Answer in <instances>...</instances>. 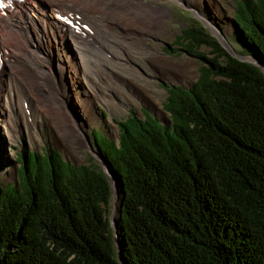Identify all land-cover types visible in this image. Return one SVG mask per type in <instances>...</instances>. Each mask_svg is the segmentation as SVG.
<instances>
[{"label":"trees","instance_id":"1","mask_svg":"<svg viewBox=\"0 0 264 264\" xmlns=\"http://www.w3.org/2000/svg\"><path fill=\"white\" fill-rule=\"evenodd\" d=\"M235 6L241 46L264 65V0ZM176 42L200 67L190 87L165 86L170 125L144 111L117 122L118 142L92 131L120 185L123 261L264 264V72L202 27ZM61 155L16 154L17 181L0 185V264H121L106 173Z\"/></svg>","mask_w":264,"mask_h":264},{"label":"rangeland","instance_id":"2","mask_svg":"<svg viewBox=\"0 0 264 264\" xmlns=\"http://www.w3.org/2000/svg\"><path fill=\"white\" fill-rule=\"evenodd\" d=\"M137 1L143 4L148 3L154 7L159 5L169 11L168 17L164 19V25L160 27L161 30L158 32L151 30L144 31L142 29L143 26L137 23L125 21L123 18L116 17L114 20V18L112 19L111 17L98 15V10L95 11L97 14L95 12H90V15H87L86 17L78 11L74 12V10H71L68 12L80 14V17H76V20L80 21L82 27L84 24L88 23V21L89 23L91 22L90 26L92 28V34L88 27L81 28L80 32L78 33L74 31L71 32L74 34L73 39L71 35L68 36L66 33V28L64 29L62 26H52V28H55L53 29L57 34L51 33L52 31L50 30V34L48 33L42 35L43 39L49 37L48 39H50L51 42H55L57 40L63 42L66 41L67 45L71 44V46H74L75 42H83L82 46H94L96 51L101 52V54L98 56L99 59L98 57L95 58L94 56H90L91 62L93 64L91 66L86 65L87 70L85 69L90 77H84L83 79L86 82L82 84L84 80L81 79V83L78 84L83 90L91 92L93 102L97 104V112L99 113L100 119L96 123H87L84 126V132H86L90 139V142L85 144L86 146L78 150L72 149L73 151L65 150L63 149L62 145L54 142L53 129L47 120L42 116L40 109L38 110V108H36L35 101L33 100L35 97L32 95V93L29 94L26 91V88L23 94H21V91H18L16 93L17 96H15L17 106L16 109H13L15 114H10V119L8 120L9 122L10 120L15 121L16 125H12L15 127L10 126V122L9 124L4 125L3 129L1 128L2 126L0 127V141L5 142L4 146H6V152H0L2 153L0 155V185L17 181V175H15V171L16 168L19 167V163L16 161V154L20 153L25 146L28 149L34 150L36 152H41L43 148H53L62 154L61 156L64 160L73 164H77V166L82 164L88 165L91 163L94 166L102 169V162L99 160V157L96 154L98 149L94 144L95 140L92 136L93 130H98L102 134L106 135L109 139L118 142L119 130L117 122L120 119L123 120L132 114L142 119L145 114L144 111L151 113V116L156 118L160 123L165 125L168 124L171 120L168 116L169 114L163 109L162 106L163 101L167 98L165 86L179 85L184 88L190 87L194 81L197 80L200 67V61L197 59V57L189 55L183 51L181 45L179 44L180 42H176L177 44L174 43L176 37L181 34L182 29L193 26H197V28L202 27L206 32L210 33L213 38L217 39V41L218 32L215 33L214 31L219 29L220 34L224 36L226 41L236 53L252 59L255 62V65L260 67L262 72H264V66H261L258 62V55L253 51L246 52L241 46V42L236 35L237 28L233 23V15L236 9L235 3L238 0H216V2L218 1L217 4L219 3L218 5H220L221 9L224 11L222 17L227 20H232V29L230 31L227 30L229 27L226 28L224 26L225 22L223 20L225 19L213 16L212 12L206 8H199L200 6L197 7L200 10L208 11L210 13L212 16H210V18H213L212 20L217 23L212 24L213 22H211L210 19L202 16V12L198 11V9L194 10L191 6H189L186 0ZM211 24L215 28H213ZM93 25L96 27V29ZM61 30H64V32H61L64 34L60 33ZM84 31H86L90 36H87ZM52 34H55L56 37H54ZM93 36L95 37L93 38ZM80 37L81 39H79ZM27 38H29L28 35L25 40H29ZM29 45L30 46L26 47V49H22L25 51V54H27V57L22 55H18L20 56L18 57L16 55L17 57L12 59V62H23L25 66H38L43 70H47L49 68L52 69V66L56 68V65L51 64L48 60H46L44 53L41 51H38V53H36L37 51L35 52V49H39L37 44H35V41L29 42ZM158 49H160L163 54L167 55V57L171 59L181 61L183 60L182 62L187 64V69H189V71L196 68L197 72L195 76L193 77L191 74L187 75V73H185L190 77L176 82H170L167 81V79L161 78V76L156 74L151 67L152 62L150 59L153 54L158 53ZM72 51L75 53L74 49H72ZM201 51L206 50L204 47H202ZM16 52L18 51L16 50ZM91 52L92 51L90 49H84V53L88 59V54ZM28 54H34L32 57L34 56L37 62L35 60H31ZM90 68L92 69L89 70ZM92 73H94V75L97 74L99 79H94V75ZM112 73L120 75L123 81H117ZM7 76L8 75L6 73L4 77L8 78ZM14 80H18V83L22 85L21 80L18 79V77H14ZM131 83L134 84V86H139L142 84L144 89H148L151 94H147L152 95V97L160 101L162 111L155 110L147 105L142 91L139 92L136 89L131 90L129 88ZM4 91L6 92V90ZM73 118L74 121H76L75 118H78V116H74ZM78 121L79 123H83V121L79 118ZM75 123L78 125L77 122ZM11 129L15 131L18 130L20 135L18 131L17 133H14ZM5 133L7 135L11 134V139L8 137V139H6L4 135ZM78 157L83 158L79 159ZM119 192L120 190L118 193ZM118 201L119 199L115 200L114 196H112V200H110V205L108 208V218L112 228H114L113 220L118 215Z\"/></svg>","mask_w":264,"mask_h":264},{"label":"bare ground","instance_id":"3","mask_svg":"<svg viewBox=\"0 0 264 264\" xmlns=\"http://www.w3.org/2000/svg\"><path fill=\"white\" fill-rule=\"evenodd\" d=\"M186 2L194 10L200 6L199 8L202 7L211 11L213 16L225 19L222 17L224 11L218 5L219 3L217 4L218 1L216 2V0H186ZM66 6L67 8L80 12L85 17L90 15V12L98 10V15L111 17L114 20L116 17L123 18L125 21L143 26L142 29L144 31L151 30L154 32L161 30L160 27L164 25V19L168 17L169 11L159 5L154 7L148 3H140L137 0H24L15 2L8 10H5L3 13L0 12V57L3 58V63H6L2 66V76H0V127L2 126L1 128L3 129L4 125L10 122V126L16 125L15 121L10 120L9 122L8 120L10 119V114H15L13 109H16L17 106L15 99V96H17L16 93L21 91V94H23L26 88V91L29 94L32 93L35 97H33V100L35 101L36 108L38 110L40 109L42 116L51 125L54 142L62 145L65 150L73 151L72 149L78 150L90 142L89 137L84 132V126L87 123H96L100 119L99 113L97 112V104L93 102L91 92L83 90L78 84L81 83V79L84 80V77H90L85 71V69L87 70L86 65L91 66L93 64L90 56L97 58L101 52L96 51L94 46H82L83 42H75V45L71 46V44L67 45L66 41L57 40L51 42L48 36V38L43 39L42 35L48 34L50 30L52 31L51 33H55V28L53 27V29L52 26H60L62 10L66 9ZM198 11L203 13L199 14L210 19L213 22L212 24H215L212 20L213 18H210L211 15L208 11L200 9ZM223 21L225 22L224 26L226 28L229 27L227 30L230 31L232 29V20L225 19ZM212 27L215 28L213 25ZM66 29L65 31L68 36L71 35L74 39V34L71 33L72 30ZM90 29L92 30V28ZM219 31L218 29L215 32L220 34ZM61 32H64V30H61ZM74 32L78 33L80 29ZM90 32L92 34V31ZM84 33L90 36L86 31ZM55 34L52 35L56 37ZM27 35L29 36L27 38L29 40H25ZM32 41H35V44L39 47L38 50L35 49V52L37 51L36 53H38V51H41L44 53L46 60L56 65V68L52 66V69L43 70L38 66H25L23 62H12V59H15L18 55L27 57V54L22 49L30 46L29 42ZM72 49L75 50V53ZM84 49H90L92 51L88 54L89 59L86 57ZM157 51V54H153L150 57L152 62L151 67L161 78L167 79L170 82H176L189 78L190 76L187 75L190 74L193 77L195 76L197 72L196 68L189 71L187 64L182 62L183 60L171 59L163 54L160 49ZM32 55L34 54H28L29 58L37 62ZM6 73L8 78H5L6 76L4 77ZM92 74L94 75V73ZM112 75L117 81H123L120 75L113 73ZM14 77H18L22 85L18 83V80H14ZM94 79H99V76L95 74ZM85 82L84 80L82 84ZM129 88L131 90L136 89L139 92L142 91L146 104L155 110L162 111L160 101L152 97V95H149L151 94L150 91L144 89L142 84L134 86L131 83ZM74 116H78L83 123H79L78 118H75L76 121H74ZM12 131L17 133L18 130ZM4 135L6 139H11L12 137L11 134L7 135L5 133ZM4 144L5 142L0 141V152H6V146ZM78 158L81 159L83 157ZM116 190H120L119 184L116 186Z\"/></svg>","mask_w":264,"mask_h":264},{"label":"water","instance_id":"4","mask_svg":"<svg viewBox=\"0 0 264 264\" xmlns=\"http://www.w3.org/2000/svg\"><path fill=\"white\" fill-rule=\"evenodd\" d=\"M234 21V19H233ZM214 31V30H213ZM215 32V31H214ZM217 33V32H215ZM218 42L220 43V45L222 47H224L226 49V51L231 54L234 57H237L240 61L242 62H249L252 64H255V62L247 57L241 56L240 54L236 53L233 48L229 45V43L226 41V39L222 36H220L218 34ZM261 66H264L261 62H259ZM256 66V65H255ZM149 110V109H147ZM171 123V121H169L168 124H166L165 126L168 127V125ZM96 154L99 157V160L102 162V169L104 170V172L106 173V176L111 184V191H112V196H114L115 200L119 199L118 201V205H117V213L118 215H120L121 213V201L122 198L120 196V194L118 193V191L116 190V186L118 185V180L116 178V176L112 173V168L110 167L108 161L106 160L104 154L101 152V150L98 149V151H96ZM15 175L16 171H15ZM118 215L115 217V219L113 220V225H114V230H113V236H114V241H115V247H116V251L118 254V261L121 264H125V262L123 261V256H122V252L119 246V235H118V227H117V217Z\"/></svg>","mask_w":264,"mask_h":264},{"label":"flooded vegetation","instance_id":"5","mask_svg":"<svg viewBox=\"0 0 264 264\" xmlns=\"http://www.w3.org/2000/svg\"><path fill=\"white\" fill-rule=\"evenodd\" d=\"M215 24H217V23H215Z\"/></svg>","mask_w":264,"mask_h":264}]
</instances>
